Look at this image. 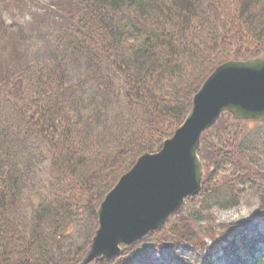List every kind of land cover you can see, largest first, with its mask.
Wrapping results in <instances>:
<instances>
[{
	"label": "trees",
	"instance_id": "obj_1",
	"mask_svg": "<svg viewBox=\"0 0 264 264\" xmlns=\"http://www.w3.org/2000/svg\"><path fill=\"white\" fill-rule=\"evenodd\" d=\"M45 3L11 2L27 16L26 35L0 16V264H78L104 196L138 157L160 149L207 76L264 53V0ZM219 122L201 138L205 175L186 203L196 210L184 206L99 264H264V230L196 233L207 228L206 196L228 210L249 190L255 219L264 218V175L238 165L255 157L247 124L229 119L219 132Z\"/></svg>",
	"mask_w": 264,
	"mask_h": 264
},
{
	"label": "water",
	"instance_id": "obj_2",
	"mask_svg": "<svg viewBox=\"0 0 264 264\" xmlns=\"http://www.w3.org/2000/svg\"><path fill=\"white\" fill-rule=\"evenodd\" d=\"M233 122L264 121V53L217 66L193 96L181 123L155 153L141 155L104 196L98 225L79 264L103 263L158 231L198 195L203 180L201 136L221 115Z\"/></svg>",
	"mask_w": 264,
	"mask_h": 264
},
{
	"label": "rangeland",
	"instance_id": "obj_3",
	"mask_svg": "<svg viewBox=\"0 0 264 264\" xmlns=\"http://www.w3.org/2000/svg\"><path fill=\"white\" fill-rule=\"evenodd\" d=\"M37 1L43 4H46L45 2H47V0H37ZM11 2H13V0H0V16L2 18V21L5 23V26L12 25L13 27H15L14 25L20 21L18 23L19 30L22 33V35H26L25 33L27 32H25L26 30L24 27L21 26V23L23 22L24 26H26L27 16L25 13L23 14L18 9L10 8V7H13ZM29 27L30 26H27V28ZM7 37H8V34L5 36V39H7ZM13 37L17 39V37H20V36L17 33L16 36L13 35ZM21 47H22V44H21ZM222 116L223 118L222 120H220L219 122L220 125L217 129V131L219 132H222L223 129H227L229 127L228 124H229L230 117L228 115H222ZM246 124H247L246 128L248 132L244 139L246 141V144L253 148L255 152V157H253L249 161H247V158H244V160L239 158L238 165L244 168L245 173H247L248 171L250 172L252 170L255 172L259 171L264 175V139H263L264 138V121L255 122V123L246 122ZM236 130L238 129H235V128L232 129V131H236ZM208 140H211V137H209ZM211 142L213 141L212 140L209 141V143ZM259 153H263V155L262 156L258 155ZM212 155L214 154L213 153L209 154V159L210 157L212 158ZM36 165H37L36 167L37 171L41 173L42 169L44 168L43 160H40V162H37ZM225 169L221 170L220 171L221 173L218 174V177H217L218 180H223V177L225 178V176L227 175ZM260 185L262 186V188H264V185L262 183H260ZM225 189H227V187ZM224 195L226 196V194ZM214 199L211 196L205 197V201L208 204L203 203V206L211 207L210 208L211 213L210 215L204 214L202 216V218L204 219V222L203 224H201V227H207V228L206 229L204 228L205 230L196 232L197 236L200 239H203L204 237L210 234H213V237L216 235H219L218 232L220 230L222 231V228H220V226L222 225L224 226L225 234L227 236L230 235L229 232H231V227L235 224H239V227H242L246 231V233H249L252 235L255 234L254 232L256 230H264V218H262L263 220H259L258 218L255 219L254 217L256 216L255 214L257 212V208L259 205L258 200L249 194V190H247V192H244L243 197H240V202L238 206L233 207V208L230 207L228 210H222L217 207H212L211 203H213ZM185 208H187L188 210H191V209L196 210L194 208H197V206H194V204H191V205L186 204ZM258 221H260L259 228L257 224ZM76 235H77V232L75 236Z\"/></svg>",
	"mask_w": 264,
	"mask_h": 264
}]
</instances>
